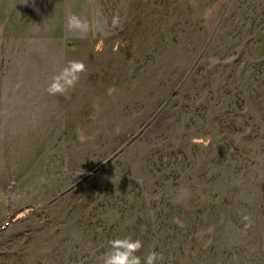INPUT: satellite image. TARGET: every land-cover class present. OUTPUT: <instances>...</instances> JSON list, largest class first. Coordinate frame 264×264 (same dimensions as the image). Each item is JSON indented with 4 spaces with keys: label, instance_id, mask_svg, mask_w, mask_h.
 Returning <instances> with one entry per match:
<instances>
[{
    "label": "rangeland",
    "instance_id": "1",
    "mask_svg": "<svg viewBox=\"0 0 264 264\" xmlns=\"http://www.w3.org/2000/svg\"><path fill=\"white\" fill-rule=\"evenodd\" d=\"M0 264H264V0H0Z\"/></svg>",
    "mask_w": 264,
    "mask_h": 264
},
{
    "label": "trees",
    "instance_id": "2",
    "mask_svg": "<svg viewBox=\"0 0 264 264\" xmlns=\"http://www.w3.org/2000/svg\"><path fill=\"white\" fill-rule=\"evenodd\" d=\"M34 209H35L34 207H25L23 209L16 211L10 219V225L15 223L17 220H19L20 217L33 212Z\"/></svg>",
    "mask_w": 264,
    "mask_h": 264
},
{
    "label": "built area",
    "instance_id": "3",
    "mask_svg": "<svg viewBox=\"0 0 264 264\" xmlns=\"http://www.w3.org/2000/svg\"><path fill=\"white\" fill-rule=\"evenodd\" d=\"M9 227H10V220H8V221L2 223V224L0 225V230L4 231V230H6V229L9 228Z\"/></svg>",
    "mask_w": 264,
    "mask_h": 264
}]
</instances>
